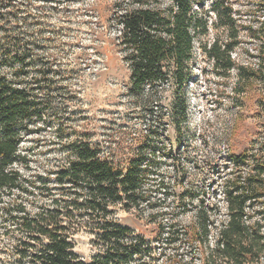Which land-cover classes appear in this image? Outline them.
Masks as SVG:
<instances>
[{
	"label": "trees",
	"instance_id": "16d2710c",
	"mask_svg": "<svg viewBox=\"0 0 264 264\" xmlns=\"http://www.w3.org/2000/svg\"><path fill=\"white\" fill-rule=\"evenodd\" d=\"M16 4L0 0V264H147L143 258L153 250L151 242L117 222L113 206L130 210L149 204L153 166L160 160L159 147L149 139L122 163L76 136L63 145L66 159L53 171L52 185L39 182L37 188L36 181L21 175L20 144L36 124L56 115L63 74L40 45L39 16L28 4L23 9ZM256 6L264 18V0ZM119 8L117 44L129 70L130 93L145 108L157 92L171 90L168 118L179 143L188 117L185 86L195 44L209 25L233 30L241 25L239 9L230 0H210L208 9L204 0H168L164 6L131 0ZM232 36L235 40L236 33ZM236 44L213 40L202 50L214 68L228 71L235 65ZM225 162L223 217L203 209L194 215L197 258L201 264H264V134L250 149L228 152ZM81 229L99 248L87 262L74 251L73 235ZM182 234L187 231L173 220L159 225L157 238L178 246Z\"/></svg>",
	"mask_w": 264,
	"mask_h": 264
},
{
	"label": "rangeland",
	"instance_id": "374dc122",
	"mask_svg": "<svg viewBox=\"0 0 264 264\" xmlns=\"http://www.w3.org/2000/svg\"><path fill=\"white\" fill-rule=\"evenodd\" d=\"M15 1L18 8L28 4L39 16L40 45L63 74L56 92V115L48 117L51 122L36 124L20 144L21 175L36 181L37 188L39 182L52 185L53 171L66 159L63 145L76 136L122 163L137 153L143 139H149L159 147L160 159L153 166L149 204L130 210L115 204L114 217L151 242L153 250L143 258L147 264H201L192 237L194 215L203 209L216 219L223 217L220 183L223 169L228 170V165L221 168L227 163L225 155L250 149L264 134V80L260 78L264 77V18L257 0H230L239 9L241 25L234 30L209 25L195 44L185 86L188 117L179 143L168 118L171 90L157 92L145 108L130 93L129 70L117 44L116 15L131 0ZM204 1L208 9L210 0ZM148 2L164 6L168 0ZM213 40L237 41L231 51L235 65L228 71L214 68L202 50ZM154 203L157 206L151 207ZM173 220L187 235L180 236L178 246H166L163 238H157L158 227ZM73 242L85 262L99 251L88 230L75 233Z\"/></svg>",
	"mask_w": 264,
	"mask_h": 264
}]
</instances>
